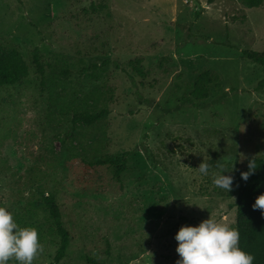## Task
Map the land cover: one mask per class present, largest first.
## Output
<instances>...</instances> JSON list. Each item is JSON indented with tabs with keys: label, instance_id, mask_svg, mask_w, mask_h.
Returning a JSON list of instances; mask_svg holds the SVG:
<instances>
[{
	"label": "rangeland",
	"instance_id": "obj_1",
	"mask_svg": "<svg viewBox=\"0 0 264 264\" xmlns=\"http://www.w3.org/2000/svg\"><path fill=\"white\" fill-rule=\"evenodd\" d=\"M13 50L30 75L0 89V206L37 229L32 264L54 263L60 246L49 195L70 235L59 264H176L181 226L236 228L235 177L264 155L263 68L243 57L264 53V1L0 0V64ZM206 71L219 80L198 101ZM124 153L119 177L88 167ZM218 171H231L229 192L213 184Z\"/></svg>",
	"mask_w": 264,
	"mask_h": 264
},
{
	"label": "trees",
	"instance_id": "obj_2",
	"mask_svg": "<svg viewBox=\"0 0 264 264\" xmlns=\"http://www.w3.org/2000/svg\"><path fill=\"white\" fill-rule=\"evenodd\" d=\"M243 1L251 9L262 6L264 0ZM214 2L215 0H209V4ZM243 57L246 60L260 65L263 68L264 73V53L245 50L243 51ZM33 63L37 72L43 77L45 74V66L41 62L38 49L34 52ZM138 70L140 74H143L140 69ZM29 75L30 69L21 53L17 50H13L11 55L5 57L0 64V89L3 87L14 86L27 79ZM218 80L219 77L212 74L210 71L202 73L193 84V98L198 101L207 99L210 93L207 88L208 85L211 83H217ZM255 90L264 95V77L258 82ZM107 116L108 111L106 110L96 114L80 111L74 115L73 123L92 125L97 121L107 118ZM128 156L129 153H124L116 158L111 157L104 160H98L96 163L88 164V167L94 168L96 165L116 167L115 174L119 177L126 170ZM252 160L255 169L252 171L248 180L245 181L241 179L240 173L249 170L248 165ZM233 189L236 196V229L239 233V247L254 257L253 264H264V214H262L260 209H253L252 207L256 197L261 193H264V155L249 158L246 167L238 171ZM45 207L53 221L54 231L60 238V246L55 256L54 263H52L59 264L66 256V252L70 246V235L64 226L60 205L53 195H49L45 198ZM107 247H110L109 243H107ZM14 263H16L15 260L9 261V264ZM87 263L101 264L93 258H89Z\"/></svg>",
	"mask_w": 264,
	"mask_h": 264
},
{
	"label": "clouds",
	"instance_id": "obj_3",
	"mask_svg": "<svg viewBox=\"0 0 264 264\" xmlns=\"http://www.w3.org/2000/svg\"><path fill=\"white\" fill-rule=\"evenodd\" d=\"M210 165L203 161L198 165L199 173L209 175ZM222 168V165H217ZM249 170L240 173L247 181L255 169L253 160ZM231 171L212 173L213 184L228 192L231 190L233 176ZM264 214V193L258 195L252 205ZM178 242L175 251L179 254L176 264H253L254 257L239 247V233L234 227L220 223L212 218L202 220L198 225H184L176 232ZM43 251V245L34 227H21L12 213L0 206V264H32L34 257Z\"/></svg>",
	"mask_w": 264,
	"mask_h": 264
}]
</instances>
